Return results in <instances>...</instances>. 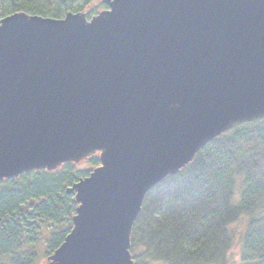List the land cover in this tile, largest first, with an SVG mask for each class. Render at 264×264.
I'll return each mask as SVG.
<instances>
[{
	"label": "water",
	"instance_id": "obj_1",
	"mask_svg": "<svg viewBox=\"0 0 264 264\" xmlns=\"http://www.w3.org/2000/svg\"><path fill=\"white\" fill-rule=\"evenodd\" d=\"M0 19V181L99 153L46 264H134L149 190L264 118V0H101Z\"/></svg>",
	"mask_w": 264,
	"mask_h": 264
},
{
	"label": "trees",
	"instance_id": "obj_2",
	"mask_svg": "<svg viewBox=\"0 0 264 264\" xmlns=\"http://www.w3.org/2000/svg\"><path fill=\"white\" fill-rule=\"evenodd\" d=\"M95 2L0 0V19L15 12L60 19ZM105 8L99 1L88 18ZM85 162L89 168L66 162L0 181V264H41L64 242L77 208L67 189L100 165L99 154ZM239 239L235 263L229 253ZM130 250L134 264H264V118L233 126L149 190Z\"/></svg>",
	"mask_w": 264,
	"mask_h": 264
},
{
	"label": "rangeland",
	"instance_id": "obj_3",
	"mask_svg": "<svg viewBox=\"0 0 264 264\" xmlns=\"http://www.w3.org/2000/svg\"><path fill=\"white\" fill-rule=\"evenodd\" d=\"M99 1H101V0H96L95 4L99 3ZM94 5H90L84 11L85 12H88V10H90L92 7H94ZM85 161H86V158L83 159L82 161L78 162L77 164L80 165L82 168H89L88 165H87V163ZM237 196H239V188L238 187L236 189V197ZM246 220H247V217H243L238 222H236L234 224V227L237 229L238 234H242L241 232L244 230V227H245V224H246ZM239 242H240V239L238 240V242L236 243V245L233 247L232 251L229 253V256H230L231 260H233V262H235V263H238L239 262L240 256H241V247H240ZM46 262H47V257L42 258L41 264H46Z\"/></svg>",
	"mask_w": 264,
	"mask_h": 264
}]
</instances>
